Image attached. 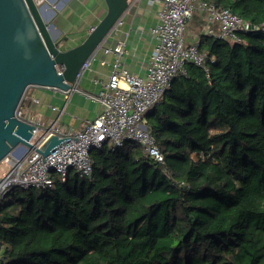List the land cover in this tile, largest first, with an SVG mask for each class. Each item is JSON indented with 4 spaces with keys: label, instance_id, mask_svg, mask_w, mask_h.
<instances>
[{
    "label": "trees",
    "instance_id": "16d2710c",
    "mask_svg": "<svg viewBox=\"0 0 264 264\" xmlns=\"http://www.w3.org/2000/svg\"><path fill=\"white\" fill-rule=\"evenodd\" d=\"M205 1L257 28L200 35L208 70L187 64L143 117L163 161L105 143L90 180L10 189L0 264H264V0Z\"/></svg>",
    "mask_w": 264,
    "mask_h": 264
},
{
    "label": "built area",
    "instance_id": "2783aa9c",
    "mask_svg": "<svg viewBox=\"0 0 264 264\" xmlns=\"http://www.w3.org/2000/svg\"><path fill=\"white\" fill-rule=\"evenodd\" d=\"M156 1L160 2V8L150 29L155 43L149 55L145 76L118 68L119 61L115 60L109 79L102 83L97 93L88 94L91 99L100 103V110L78 130L58 129L63 110L56 105H49L57 115L47 123L43 122L41 115L28 117L35 126L29 141L36 146L42 144L52 133L61 138H71L60 142L44 157L32 149L18 158H13L12 153L8 154L1 161L5 169L0 173V203L14 187H51L54 176L64 181L71 169L81 179L90 180V152L105 143L121 146L132 141L141 144L155 160L163 161V155L146 129L143 117L161 101L176 76L187 75V64L208 70L206 53L199 49L198 42H187L185 38L186 28L195 11L202 14L205 22L201 34L220 40L238 41V32L257 28L228 7H217L205 0ZM114 50L121 54L122 45L118 43ZM89 63L90 58L84 61L80 74ZM33 102L37 103L39 100L33 98ZM17 116L24 117L21 106ZM72 137H77V140L74 141Z\"/></svg>",
    "mask_w": 264,
    "mask_h": 264
},
{
    "label": "water",
    "instance_id": "95a60500",
    "mask_svg": "<svg viewBox=\"0 0 264 264\" xmlns=\"http://www.w3.org/2000/svg\"><path fill=\"white\" fill-rule=\"evenodd\" d=\"M104 1V15L84 39L63 49L64 38L54 35L45 0H0V162L17 146L44 157L71 138L52 133L36 146L29 141L35 126L27 118L18 117L17 111L29 86L63 92L76 87L82 64L129 5V0Z\"/></svg>",
    "mask_w": 264,
    "mask_h": 264
},
{
    "label": "crops",
    "instance_id": "0c3cea01",
    "mask_svg": "<svg viewBox=\"0 0 264 264\" xmlns=\"http://www.w3.org/2000/svg\"><path fill=\"white\" fill-rule=\"evenodd\" d=\"M46 11L50 12L52 31L56 37L64 38L62 48L66 49L81 42L90 29L106 11L104 0H46ZM160 2L156 0H129V5L116 21L109 33L90 57V63L76 81V87L68 92L58 89L32 86L22 99L23 106L31 116L41 115L47 123L57 112L49 105L62 109L58 129L78 130L100 110L99 102L88 94L97 93L103 82L109 79L115 60L118 68H125L133 74L145 76L150 52L155 39L151 34ZM192 18L186 28L187 42H199L205 24L202 14ZM121 44L123 51L118 54L114 47ZM97 79V81H95ZM37 98L39 102H33ZM1 172V171H0Z\"/></svg>",
    "mask_w": 264,
    "mask_h": 264
},
{
    "label": "rangeland",
    "instance_id": "374dc122",
    "mask_svg": "<svg viewBox=\"0 0 264 264\" xmlns=\"http://www.w3.org/2000/svg\"><path fill=\"white\" fill-rule=\"evenodd\" d=\"M46 1V0H45ZM32 88V86H29V87H27V89H26V91H25V94H26V92H28L30 89ZM25 94H24V96H23V98L25 97ZM21 111H22V115L23 116H27L28 114H29V109L28 108H26V106H23V109H21ZM110 144V143H109ZM23 147H21V146H17V147H15L13 150H12V154H11V156L13 157V158H18V157H20V156H22V155H24V154H26L27 153V149H22ZM5 169V165L3 164V163H1L0 162V171H2V170H4ZM1 173V172H0Z\"/></svg>",
    "mask_w": 264,
    "mask_h": 264
}]
</instances>
